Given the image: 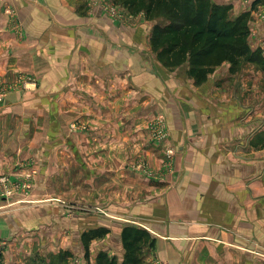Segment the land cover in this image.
Segmentation results:
<instances>
[{"label": "crops", "instance_id": "1", "mask_svg": "<svg viewBox=\"0 0 264 264\" xmlns=\"http://www.w3.org/2000/svg\"><path fill=\"white\" fill-rule=\"evenodd\" d=\"M90 1L0 0V78L10 84L18 72L39 81L38 91L16 93L0 102V160L7 162L0 174L15 169L9 172L12 176H35L36 170L18 171L10 163H26L39 154L44 160L38 164L48 175L60 138L56 126L86 125L84 135L66 136L74 159L72 165L68 162V172L79 162L88 177L84 189L93 191L96 175L114 174L120 192L114 203L101 201L107 210L98 222L111 234L92 242L91 264L102 251L123 258L126 227L146 230L156 240L145 264H264V157L253 147L261 133L255 128L260 119L253 120L252 105L241 97L246 93H229L231 85L219 87L218 69L201 86L185 70L165 69L150 44L154 24L144 14L115 23ZM214 1L232 6L234 17L253 11L250 43L255 50L264 49V21L258 20L264 16V0ZM12 11L25 29L24 40L11 32ZM159 114L166 117L169 133L161 144L153 143L149 132ZM48 124L55 128L44 139L40 133ZM40 140L48 149L32 155L29 145ZM77 141H89L95 149L86 146L81 151ZM125 143L131 151L124 152ZM168 149L176 153L170 177L151 182L129 171L131 179L123 178L126 155L145 157L153 169L162 170ZM112 158L115 161L109 162ZM123 184L134 193H124L128 189ZM93 196L89 200H96ZM55 201L62 202L53 194L35 204L49 207ZM3 203L14 207L30 201ZM75 239L73 233V243L55 252L73 249ZM76 249L84 255L82 245Z\"/></svg>", "mask_w": 264, "mask_h": 264}, {"label": "rangeland", "instance_id": "2", "mask_svg": "<svg viewBox=\"0 0 264 264\" xmlns=\"http://www.w3.org/2000/svg\"><path fill=\"white\" fill-rule=\"evenodd\" d=\"M90 2L92 4H98L102 11L106 13V16L112 19L115 23L132 22V18L137 17L129 15L121 6L117 5L118 7H115V4L113 5L110 0H91ZM112 7L116 8L114 12L111 10ZM10 15L12 34L15 35L17 39L24 40L25 29L22 25V29L15 26V22L19 21L18 16L13 11ZM232 17H234V15H232ZM263 19L264 16H258V20L262 21ZM261 49L264 52V49ZM217 73L220 75V80L218 81L219 87L231 85L233 88L228 91L229 93L238 91V93L235 94H239V96L241 95V92L246 93V95H241V97L245 98V101H249V104L252 105V116L255 117L253 120L260 119L258 120L259 123L255 128L258 129V132L261 131V133L254 139L253 147L254 150L257 149L260 151L258 152L255 150L256 154L260 157H264V73L262 68L255 64L241 62L234 72L230 64H224L218 68ZM193 83L195 84L194 80ZM36 89L37 91L39 90V81L36 76L31 74L17 72L11 79L10 84L0 78V102H3V99L10 95L16 93H22L24 95L32 93L34 90L36 91ZM160 117H162L160 114L155 116L149 124L150 140L151 130H153L154 124L158 123ZM49 121L51 120L49 119ZM53 127L54 126L48 124V126L45 127L46 131H44V133H40V135L46 139V135L52 132ZM155 128L156 130L164 133L166 129V139L168 138L169 133L166 117H164V119L161 120L159 125L155 126ZM12 129L14 130L15 127L11 124V130ZM87 131L88 127L82 124L68 125V123H65L63 127L56 126L55 134H59L58 136H60V138L55 141V159L54 162L52 160L53 158L51 159L52 165L49 166L50 169L48 175L42 173V163H40V165L38 164L39 160L40 162L44 160L42 156V159H38L37 155L39 154L34 155L36 150H39L40 148H44L45 151L48 149L44 145V140H40L39 143L29 145L28 151L34 155V157H31L28 162L25 161L26 163H22L23 161H20L21 159H19V161L13 159V162L10 163V165H17L18 168H16L17 170L19 169L18 171H24L25 169L32 171L36 170L34 171L37 172L35 176L31 178H26L23 175L12 176L9 172H13L15 169H10L8 172L0 174V264H91L90 260L87 261L82 253L74 251L77 250V246L80 251L82 245L81 237L84 233H86L83 231L84 229L87 228L86 230L90 231V228L92 227L96 226L92 229L100 227L98 216L104 215L102 213L107 210V206L100 205L102 204L101 201L108 199L110 203L111 201L114 203V197L119 196L120 192H117L119 190L116 189V181H118L116 180V176L110 173H107V175L105 174L104 177H100L99 175L94 177L91 182L94 186V191L93 189H84V184L87 182L88 177H86V175L82 172V165L79 162H77L78 165L76 170L71 171L72 169H69V172L72 173L70 176H77L76 179L74 180L68 175V162L72 165L74 159L69 152L73 150V145L67 141L66 136H68V134L73 135V133L80 134L82 136ZM77 142L79 143V150L81 151L86 146L87 148L95 149L89 141ZM20 146L24 147V144ZM125 146L124 152L132 150V148L129 147V143H125ZM134 155L135 154H133V157L129 154L126 155L124 159L125 163L122 162L123 159L121 161L124 168L127 166L129 169L125 170L123 168V170L127 173L123 176V178L129 176V179H131L130 177H132L133 174H144V172L139 168L140 163L142 162L147 165V168L150 171L161 175L164 179L175 173L174 165L176 153L175 151H172V149H168V151L164 154L166 160L163 164L162 170L153 169L145 157L139 158ZM114 161V158L109 159V162ZM5 163H7L5 159L0 160V166L5 165ZM75 172L76 174L73 175ZM143 176L141 177L147 180V177ZM11 177H16L17 179L13 181ZM41 180H44V183L41 184ZM53 180L55 182H53ZM150 181L152 182L154 180ZM102 186L104 189H102ZM123 186L128 189L123 190L124 193H128V196L134 193L131 186L124 184ZM53 194H55V198L60 199L62 202H50L51 206L49 207H45L47 203L42 206H38L40 204H35L38 203L36 201L40 199L47 200L51 198ZM92 194H94L93 197L96 198V200L94 198L93 201L89 200ZM25 199L30 201V203L20 204L14 207L12 205L10 206L8 203H3L4 200H6V202L10 201L11 203H16L17 201L19 202L20 200ZM113 210L114 209L111 211ZM36 218L39 220L43 219V221L35 220ZM23 230L27 233L23 234V232H20ZM12 231L13 233L11 234L10 232ZM73 233H76V246L73 247V249L72 246L70 248L68 246V249L65 250L69 251L72 255L65 262L62 258L58 257L59 252L55 251L59 250L61 247H65L69 242L73 243ZM58 241H60L59 248L56 246V242ZM46 242L49 243L51 247H48L49 244L46 245ZM110 256L114 257L120 255L111 254ZM118 259L120 258L118 257ZM155 261L157 263L159 262L158 260Z\"/></svg>", "mask_w": 264, "mask_h": 264}, {"label": "trees", "instance_id": "3", "mask_svg": "<svg viewBox=\"0 0 264 264\" xmlns=\"http://www.w3.org/2000/svg\"><path fill=\"white\" fill-rule=\"evenodd\" d=\"M110 1L131 16L144 14L145 20L154 24L150 44L158 62L169 71L185 70L197 86L224 64H230L234 72L241 62H247L260 66L264 73V52L250 45L253 11L232 17V6L218 5L214 0ZM256 6L254 3L253 10ZM109 234V229L99 227L82 235L87 261L92 242ZM122 243L121 260L102 251L95 264H145L156 246L146 230L135 227L122 231ZM71 256L69 251H61L58 257L66 262Z\"/></svg>", "mask_w": 264, "mask_h": 264}, {"label": "built area", "instance_id": "4", "mask_svg": "<svg viewBox=\"0 0 264 264\" xmlns=\"http://www.w3.org/2000/svg\"><path fill=\"white\" fill-rule=\"evenodd\" d=\"M245 2H251L252 0H244ZM112 3V2H111ZM113 4V3H112ZM114 5V4H113ZM115 7H118L117 5H114ZM111 10L114 12L116 10V8L112 7ZM264 21V19H263ZM15 26H17L18 28L22 29L21 27V23L19 21H16L15 22ZM164 117H160L158 123L154 124V128L153 130H151V141L153 143H158V144H161L163 143L165 140H166V137H167V133H166V129H165V133L162 132V131H158L156 130L155 126H158L160 121L163 120ZM164 125H165V122H164ZM139 168L144 172V176L147 177V179H152V180H156V181H162L164 178L159 175V174H156V173H153L152 171H150L148 168H147V165L142 162L140 163V166ZM36 173V172H34ZM158 264H167V263H159Z\"/></svg>", "mask_w": 264, "mask_h": 264}]
</instances>
